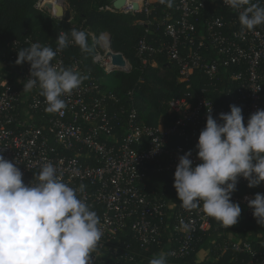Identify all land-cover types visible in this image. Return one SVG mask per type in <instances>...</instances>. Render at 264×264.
<instances>
[{
  "label": "built area",
  "instance_id": "obj_1",
  "mask_svg": "<svg viewBox=\"0 0 264 264\" xmlns=\"http://www.w3.org/2000/svg\"><path fill=\"white\" fill-rule=\"evenodd\" d=\"M114 1L100 10L145 16L134 20L145 26L146 34L135 46L143 66L149 57L164 54L185 83L179 96L164 102L168 118L160 125L146 124L139 118L135 89L118 106L117 94L102 90L95 79L63 97L67 107L62 115L46 112L38 86L23 91L30 64L8 66L15 64L21 42L13 40L11 53L0 60V155L16 164L25 183L35 179L45 162L53 163L70 186L83 183L78 195L103 225L97 251L90 254L92 264H148L161 252L168 264H264V234L229 233L226 240H203L198 247L202 240L195 238L211 228L212 217L201 209L182 208L173 187L180 155L191 150L194 165L200 163L195 145L206 126L208 106L217 119L230 111L229 105L241 107L245 125L250 114L264 109V25L242 30L238 13L223 0H175L173 8L159 0H125L120 9ZM45 4L37 0L34 6L53 14ZM65 10L63 5L56 18L62 19ZM80 29L91 38L92 62L104 74L130 71L128 60L123 68L113 66L107 32L95 36L88 26ZM53 63L64 65L62 50ZM239 181L248 187L246 179ZM252 198L236 191L231 196L255 219L248 206ZM201 249L200 258H189Z\"/></svg>",
  "mask_w": 264,
  "mask_h": 264
},
{
  "label": "clouds",
  "instance_id": "obj_2",
  "mask_svg": "<svg viewBox=\"0 0 264 264\" xmlns=\"http://www.w3.org/2000/svg\"><path fill=\"white\" fill-rule=\"evenodd\" d=\"M159 2L173 8L175 0ZM223 3L238 13L242 30L264 25L261 0ZM70 42L81 52L91 51L88 33L76 28L58 34L55 50L34 42L17 51L15 64H30L23 91L38 86L48 113L62 115L67 107L63 97L87 79L75 66L53 63L57 52ZM229 108L217 119L211 105L207 107L206 126L195 145L200 163L194 165L191 150L180 155L173 183L182 208L201 209L225 228L237 224L242 212L231 199L239 179H246L250 188L264 182V109L250 114L245 125L241 107ZM34 175L25 183L16 164L0 155V264H92L90 254L97 251L103 225L78 195L85 186H70L51 162L43 163ZM248 206L256 222L264 225V193H255ZM181 225L187 227L183 220ZM148 264H168L167 256L154 254Z\"/></svg>",
  "mask_w": 264,
  "mask_h": 264
},
{
  "label": "trees",
  "instance_id": "obj_3",
  "mask_svg": "<svg viewBox=\"0 0 264 264\" xmlns=\"http://www.w3.org/2000/svg\"><path fill=\"white\" fill-rule=\"evenodd\" d=\"M36 1L0 0V60L4 55L7 56L11 53L9 46L13 40L21 41L17 50L30 46L25 38L54 48L57 44L58 34L61 31L68 32L73 28V24L76 29L80 26H88L95 36L107 32L111 36L112 50L121 52L131 65L130 71L112 72L116 82L110 91L117 94L119 98L117 105L126 104V92L135 89L133 98L138 108L139 118L149 125L164 123L168 118L164 102L171 97L179 96L184 90L185 83L181 81L176 67L168 63L164 54L149 57L148 63L144 66L136 56L135 46L146 33L145 26L135 24L134 20L145 18L144 14L133 16L100 10V7L109 4L110 0H67L69 10L74 13V17L70 22H66L63 19L50 17L48 12L35 8ZM88 43L91 49L89 52H81L75 44L64 48L62 50L64 54L63 66H74L76 63L79 72L87 76L84 81L98 80L103 90L106 88V83L100 79L104 76V72L92 62L95 51L89 35ZM8 66L16 68L19 65L10 63ZM113 103L111 101L110 105ZM235 191L239 195L264 193V182L250 188L238 181ZM241 209L238 223L228 228L223 227L212 218L211 228L204 233L197 234L195 238V240H202L198 247H202L200 244L203 243V240H226L229 233L239 235L249 231L258 237L262 236L264 225L258 224L256 219L248 218L245 210L242 207ZM193 254L195 257L189 258L196 260L204 254V249L196 250ZM230 260V256H228L226 262Z\"/></svg>",
  "mask_w": 264,
  "mask_h": 264
},
{
  "label": "water",
  "instance_id": "obj_4",
  "mask_svg": "<svg viewBox=\"0 0 264 264\" xmlns=\"http://www.w3.org/2000/svg\"><path fill=\"white\" fill-rule=\"evenodd\" d=\"M124 3H125V0H115L113 2V5L117 9H120L123 6ZM45 9L51 10L50 6H48L47 4H45ZM57 15H55V16H57ZM72 16H73V13L71 14L70 11L67 9V10L64 11L62 19L64 21H69ZM106 47L109 50L107 52V54H108V56L111 57V62H112L114 67L123 68L128 63L127 59L124 57V55L121 52H117V53L116 52H112L110 34H108V41H107Z\"/></svg>",
  "mask_w": 264,
  "mask_h": 264
},
{
  "label": "rangeland",
  "instance_id": "obj_5",
  "mask_svg": "<svg viewBox=\"0 0 264 264\" xmlns=\"http://www.w3.org/2000/svg\"><path fill=\"white\" fill-rule=\"evenodd\" d=\"M64 4H65V9L66 10L69 9L67 0H64ZM61 5H63V0H61ZM48 14H49L50 17L56 18V16H55L56 14H54V13L52 14V13H49V12H48ZM73 17H71V18H73ZM103 75L104 76L100 79V81H104L106 83V88H109V89L112 88L115 85V82H116L115 75L114 74H103Z\"/></svg>",
  "mask_w": 264,
  "mask_h": 264
},
{
  "label": "bare ground",
  "instance_id": "obj_6",
  "mask_svg": "<svg viewBox=\"0 0 264 264\" xmlns=\"http://www.w3.org/2000/svg\"><path fill=\"white\" fill-rule=\"evenodd\" d=\"M47 5L50 6L51 10H53V13L58 14L60 10L63 9V5H61V0H46ZM126 64L125 66H127ZM124 66V67H125Z\"/></svg>",
  "mask_w": 264,
  "mask_h": 264
},
{
  "label": "crops",
  "instance_id": "obj_7",
  "mask_svg": "<svg viewBox=\"0 0 264 264\" xmlns=\"http://www.w3.org/2000/svg\"><path fill=\"white\" fill-rule=\"evenodd\" d=\"M63 5H65V4H64V0H63ZM68 10H69V9H68ZM71 14H72V13H71ZM73 16H74V15H73ZM73 16H72V17H73ZM72 19H73V18H72ZM72 19H71V20H72Z\"/></svg>",
  "mask_w": 264,
  "mask_h": 264
},
{
  "label": "flooded vegetation",
  "instance_id": "obj_8",
  "mask_svg": "<svg viewBox=\"0 0 264 264\" xmlns=\"http://www.w3.org/2000/svg\"><path fill=\"white\" fill-rule=\"evenodd\" d=\"M71 19H72V18H71ZM71 19H70V20H71ZM61 20H62V19H61ZM70 20H69V21H70ZM66 22H68V21H66Z\"/></svg>",
  "mask_w": 264,
  "mask_h": 264
}]
</instances>
